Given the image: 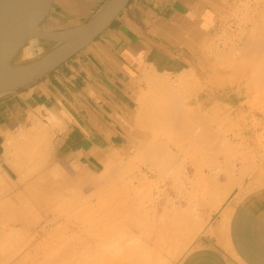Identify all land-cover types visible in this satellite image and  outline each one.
Here are the masks:
<instances>
[{"label":"crops","instance_id":"0c3cea01","mask_svg":"<svg viewBox=\"0 0 264 264\" xmlns=\"http://www.w3.org/2000/svg\"><path fill=\"white\" fill-rule=\"evenodd\" d=\"M105 1L54 0L46 27L53 30L81 23ZM232 1L131 0L110 26L78 54L34 83L0 96V166L6 165L7 148L17 143H24L38 160L46 151V165L74 164L97 173L118 164L116 161L135 146L140 134L151 132L139 129L136 120L140 103L155 79L175 80L183 72L192 74L199 88L195 98L200 97L199 107L235 111L251 103L249 88L254 83L244 71L240 70L238 79L228 85L231 91L225 90L224 74L219 68L220 85L214 89L211 82L214 66L208 47L224 25ZM40 122L47 124L54 135L50 145L47 142L42 146V152L37 140H44L47 134ZM23 135L38 139H26V143ZM248 144V177L239 174L231 183V193L242 188L240 196L211 212L178 264H264V140H250ZM18 171L16 180L22 175ZM13 213L8 211L11 222L1 227L0 256L13 241L29 237L22 252L32 245V220L18 222L12 218ZM15 223H21L24 231L17 236L9 231ZM29 256L31 253L20 261ZM10 261L16 260L0 257V264H12Z\"/></svg>","mask_w":264,"mask_h":264},{"label":"rangeland","instance_id":"374dc122","mask_svg":"<svg viewBox=\"0 0 264 264\" xmlns=\"http://www.w3.org/2000/svg\"><path fill=\"white\" fill-rule=\"evenodd\" d=\"M263 22L264 0H233L231 8L225 12L224 25L208 47L214 66L212 70L214 75L211 81L214 89L222 81L221 78L218 79L217 77V68H219V73L223 72L224 74L226 91L232 90V86L228 85L232 84L236 78L238 79L240 70L244 71V76L252 78L254 85L249 88L253 96L252 102H246L247 105L235 111H224L219 108L210 109L206 105L199 107L201 101L200 97L198 98L199 100L195 99L196 93L191 95L185 94L182 89L174 86L177 85L175 83L176 80L162 79L170 85L171 89L174 88V91L169 88L173 96L176 93L175 88L177 87V103H172L176 98L173 97L171 99L172 95H169L168 89L163 90L165 92L162 94V90H158V86L156 87L157 89L153 88L155 87L154 84H156L153 83V86L151 85L152 89L149 88L147 90L146 99L140 103L136 120L139 129L151 132L140 134L135 146L120 161H116L118 164L109 165L101 172L92 173L86 167L74 164L64 165L63 167L46 165L44 164L46 151H43L42 160H38L33 157L29 150L23 149L24 143H17L16 146L8 148L4 160L6 165L0 166V189L2 190H0V231L2 230L1 227L10 221L8 211H23L25 216H30L34 219L32 221L33 235H31L32 245L27 250L21 251L23 243L27 238L25 237L24 240L13 241L8 247H4L5 253L0 257L4 259L13 258L16 261H10L12 264H46L50 257L57 258L59 256L57 255L59 251L55 253V248L60 246V242L72 241L76 245V250L80 251L81 256L80 260L74 262L107 264L103 260L96 259L100 258L98 255L86 256L85 252L88 251V248L79 243V239L83 240L85 237L84 232L92 230L91 224L105 219L113 222L109 223L111 225H108V227H112L110 230L120 235L111 237L105 243L97 246L98 248L110 250L114 246L117 247L116 244L121 243L118 246H122L123 251L126 250L127 255L125 257L128 259L134 257V255L135 257L140 256L139 258L142 259L144 254L149 257L148 259L145 256L144 258H147L145 260H151L152 264H178L181 257L192 247L211 212L218 211L220 207L228 204L234 196L236 198L240 196L242 188L231 193L234 185L231 184V180L239 174L248 177L250 156L248 143L250 140L254 141L255 139L257 141L264 140V78L262 79L264 77V56L262 55L259 58L255 52V49L257 51V42L261 41L258 45H260L261 54H264L262 46L264 44ZM249 43H252L251 46ZM253 45L256 46L254 47ZM255 74L256 76H254ZM166 93L168 97L170 96V99L166 95L167 100L163 98L164 96L162 95ZM149 99H151L150 102H148ZM171 100L173 101L171 102ZM159 101L160 103H158ZM178 103H180L179 106ZM154 105L159 111L153 108ZM172 105H175V107L172 108ZM144 106H146L145 110L143 109ZM165 106L169 110H174L175 116L177 113L176 108H178L179 113H182L180 111L183 109L187 110H183L186 113L188 110L189 112L192 111V113L195 112L196 114L192 115L190 113L189 115L197 118L194 121L197 122L196 124H199L198 122L201 121L199 126L200 128L202 126L204 128L200 129L194 123L198 127H195L197 130L193 129V120L189 119L191 116L182 113L183 116L180 117L179 114L174 118L172 111L170 112L172 116L167 114L169 111H166L168 109ZM149 109L150 113H147ZM154 110H156V113ZM160 114L161 118H158ZM165 114L170 115L171 118L169 116L166 117ZM148 116H153L156 122ZM178 116L180 118L187 116L192 122L185 117L186 121L183 118L179 119ZM175 120L176 125L180 124L179 122L181 121V124L184 127L186 124L187 127H183V129L181 125H178L181 128L177 127L173 124ZM188 121L191 126L193 125L192 129ZM202 121L205 125H203ZM40 124L47 130V136L43 140L46 141H40L38 146H44L48 140H50V145L54 135L49 133L51 129L47 124L41 122ZM50 126L53 127L54 124ZM205 126H209V128L207 127L208 130L212 128L209 131L213 134L210 132L206 133L207 129L205 130ZM188 127L189 131H186ZM214 128L220 131L217 129L215 131ZM198 129L201 131L198 134L200 137L196 135L199 132ZM255 129L263 130V133H250V130ZM177 131L179 132L177 133ZM203 131H205V134ZM189 132L191 136H189ZM193 132L197 133L194 134ZM202 132L203 134L201 135ZM175 134H177V138ZM207 134H210V136H207ZM203 136L206 139H202L204 142L202 141L203 143L200 144L201 137ZM193 138L197 139L194 140L195 143L192 142ZM202 147L204 148L202 149ZM169 148H173L172 154L174 157L170 153L171 155H166L165 159L172 158L173 161L170 164L161 157L163 156L162 154H160L161 156L158 154V152L165 153L164 149L168 151ZM13 149H15L14 152ZM153 149H155V152ZM17 151L20 152L18 153ZM156 153L157 156H153ZM251 153L254 159L255 150L251 151ZM154 157L158 160L161 157L160 162L157 159H153ZM22 158L23 160H21ZM150 159L151 163L154 162L153 164L155 165V168L152 167L153 164L151 165L154 175L146 173L144 168L146 163L147 165L151 164L148 162ZM155 161L159 163L157 164ZM17 170H20L22 173L19 176V180L25 178V181H15ZM132 178L146 179L148 184L139 185L133 189L128 186V181ZM41 179H44V181L40 183L39 180ZM172 225L176 228L180 225L181 236H184L181 237V242L177 244L168 235V232H170L168 227H172ZM185 225L187 228L188 225H192L193 227H189L191 229L188 230L184 227ZM21 227V223H15L9 231H11L12 235L17 236L19 233L24 232ZM183 227L189 231L190 235H187V230ZM66 228H68V231L73 230L81 234L82 237L66 239ZM165 229H168V231L165 232ZM164 232L167 233L166 236H164ZM160 233L163 234L162 238H159L161 236ZM157 236L159 238L158 241ZM160 239L163 241L161 242ZM156 243L158 245L164 244L160 245L162 246L160 248L163 250H159ZM61 246L63 247V245ZM167 246L170 247L168 248L169 251H167ZM72 248L74 249V247ZM127 250H130L131 254ZM134 251L137 253L132 254ZM28 253L33 254V259L35 255L40 256L42 253H44V257H39V260H36L37 258L35 257L34 261H32L33 259L31 260V256H29L27 260L20 261ZM46 256L47 258L49 256V258L47 259ZM43 259L44 261H42Z\"/></svg>","mask_w":264,"mask_h":264},{"label":"water","instance_id":"95a60500","mask_svg":"<svg viewBox=\"0 0 264 264\" xmlns=\"http://www.w3.org/2000/svg\"><path fill=\"white\" fill-rule=\"evenodd\" d=\"M131 0H106L87 20L59 29L46 27L54 0H0V96L50 74L99 37ZM38 41L44 50L17 62Z\"/></svg>","mask_w":264,"mask_h":264},{"label":"bare ground","instance_id":"6f19581e","mask_svg":"<svg viewBox=\"0 0 264 264\" xmlns=\"http://www.w3.org/2000/svg\"><path fill=\"white\" fill-rule=\"evenodd\" d=\"M263 26H264V22H263ZM258 29V28H257ZM263 30V29H262ZM256 41V40H255ZM263 41V40H262ZM261 42V41H260ZM259 41L257 42L258 44L260 43ZM252 44V43H251ZM251 44L249 43V45L251 46ZM254 44V43H253ZM256 44V43H255ZM257 44V51H256V49H255V52H256V55L260 58L262 55L264 56V54H261V52H260V50H261V48H260V45H258ZM254 46V45H253ZM256 46V45H255ZM254 46V47H255ZM262 46H263V48H264V44H262ZM253 47V48H254ZM253 48H252V50H253ZM44 50V48H43V46H40V44L38 43V41H35V43H34V41L32 40V41H30L22 50H21V53H20V56H19V58L17 59V62H22L23 60H27V59H30V58H33V57H35L36 55H38V54H40L42 51ZM263 50V49H262ZM263 52V51H262ZM256 56V57H257ZM253 66H255V65H253ZM190 71V70H189ZM187 72V71H186ZM191 72V71H190ZM258 72V71H257ZM262 72V71H261ZM263 72H264V70H263ZM262 72V73H263ZM258 74V73H257ZM262 75V74H261ZM254 76H256V74L254 75ZM253 76V77H254ZM260 76V75H259ZM259 76H258V78H259ZM167 77V76H166ZM177 77H178V75H177ZM150 79H151V77H149ZM148 78V83L150 82L149 79ZM264 77H262V79H263ZM156 81L154 82L152 79H151V81H153V82H151V84L150 85H152L153 83H156V84H154V86L155 87H153V88H155V89H157L156 87L158 86V90H162V94L165 92V91H163V90H167L168 92H169V95L171 96L172 95V93H171V90H173L174 88H173V85L171 84V86H172V88L173 89H171V87H170V85L168 84V83H166L165 82V80L163 81L162 79V81L161 80H158V79H155ZM176 80V84L177 85H174V86H177L178 87V89L180 88V89H182V91L186 94V93H188V94H195L197 91H198V85H197V82L195 81V79L193 78V76H192V74H190V73H182V75H180L177 79H175ZM253 80H255L256 81V79H254L253 78ZM159 81H161V82H159ZM260 81H261V79H260ZM263 82V81H262ZM172 83V82H171ZM255 83H257V82H255ZM168 84V85H167ZM250 84V83H249ZM150 85H149V87L148 88H150V89H152V86L150 87ZM169 86V87H168ZM177 87L175 88V91H176V93H174V96L172 95L171 96V99L174 97V98H176L175 99V101H173V100H171V102L174 104V102H176L178 99H177V95L176 94H178L177 93ZM171 90H170V89ZM170 90V91H169ZM166 91V92H167ZM174 91V90H173ZM172 91V92H173ZM171 93V94H170ZM161 94V95H162ZM165 95L167 96V93L166 94H164V95H162V96H164L163 98L165 99V100H167V97H165ZM169 96V97H170ZM176 96V97H175ZM168 97V98H169ZM151 98V97H150ZM145 99H146V97H145ZM147 99H148V97H147ZM154 99H155V97H154ZM160 99V98H159ZM162 99V98H161ZM163 99V100H164ZM170 99V98H169ZM157 100V99H156ZM155 100V101H156ZM151 101V99H149L148 100V102H150ZM170 101V100H169ZM169 101H167L168 103H169ZM181 101V100H180ZM179 101V102H180ZM167 102H165L167 105H168V103ZM158 103H160V101L158 102ZM177 103V102H176ZM143 104V103H142ZM146 104H147V102H146ZM146 104H144V105H146ZM157 104V103H156ZM161 104H162V102H161ZM165 104V105H166ZM179 104L180 103H178V106H179ZM160 105V104H159ZM163 105V104H162ZM169 105H171L170 103H169ZM168 105V106H169ZM146 106H144V110L146 109L145 108ZM158 107V106H157ZM165 107H167V106H165ZM173 107H175V105H172V108ZM217 107V106H216ZM218 107H219V105H218ZM153 108H156L155 107V105H154V107ZM164 108V107H163ZM162 108V109H163ZM169 108H171V107H169ZM151 109V108H150ZM150 109H149V111L147 112V113H150ZM157 109V108H156ZM161 109V110H162ZM166 109V108H165ZM165 109H164V113L166 112V111H169V113L167 112V114H170V112L172 111V110H169L168 109V107H167V109L168 110H166L165 111ZM217 109V108H216ZM220 109V108H219ZM218 109V110H219ZM144 110H141V111H144ZM176 110H177V113H176V116L177 115H179L180 114V117L181 116H183V114L185 113L186 115H189L190 113L193 115L194 113H192V111L191 112H189V110H188V112L186 113V112H183V110L182 111H180V112H182V113H179L178 112V108H176ZM175 110V111H176ZM155 111V113H156V110H154ZM157 111H159V109H157ZM174 111V110H173ZM172 111V112H173ZM184 111H187L186 109L184 110ZM145 112V111H144ZM161 112V111H160ZM142 113V112H141ZM174 113V112H173ZM167 114H165L166 115V117L167 116H169L170 118H171V116H172V114H170V115H167ZM184 114V115H185ZM196 114V113H195ZM143 115V114H142ZM164 115V114H163ZM192 115H189V116H191V118L189 117V119L190 120H193V122L192 121H190L189 119H188V117L187 116H184L185 118H187V120H189L190 122H192V124H196L197 122H194L195 121V118L194 117H192ZM203 115V114H202ZM154 116V115H153ZM153 116H148V117H151V119L153 120L154 118H153ZM156 116V115H155ZM174 118L176 117L175 116V113H174ZM197 116V115H196ZM199 116V115H198ZM165 117V116H164ZM168 117V118H169ZM179 117V116H178ZM179 117V119H184V121H186V119L184 118V117H182V118H180ZM158 118H161V114H160V116L158 117ZM162 118H163V116H162ZM168 118H167V120H168ZM194 118V119H193ZM203 118V117H202ZM157 119V118H156ZM177 119V118H176ZM197 119V118H196ZM199 119H200V117H199ZM166 120V119H165ZM206 120V119H205ZM211 120V119H210ZM210 120H209V123H210ZM213 120V119H212ZM217 120V119H216ZM151 121V120H150ZM154 121H155V119H154ZM158 121V120H157ZM178 121V120H177ZM189 121H188V124H190L189 123ZM196 121H198V120H196ZM156 122V121H155ZM154 122V123H155ZM165 122V121H164ZM169 122H170V120H169ZM201 122V121H200ZM200 122H198L199 124H200ZM203 122V121H202ZM39 123V122H38ZM176 123V120L174 121V123L173 124H175ZM180 124H178V122H177V124L180 126H182V129H183V125L181 124V121L179 122ZM183 123V122H182ZM187 123V122H186ZM204 123V122H203ZM37 124V123H36ZM151 124H152V121H151ZM185 124V123H184ZM195 124H194V128L191 126V124L189 125L190 126V128L192 129H196L195 127H198L199 126V124H196V125H198V126H195ZM176 125V124H175ZM178 125H176L177 127H179ZM203 125H205V123L203 124ZM40 126V125H39ZM152 126V125H151ZM174 126V125H173ZM175 126V127H176ZM32 127V126H31ZM33 127H34V125H33ZM185 127H187V125L185 124ZM184 127V128H185ZM203 127V126H202ZM200 128V126H199V128L200 129H203V128ZM208 128H209V126H207ZM206 126H205V130H206V133L208 132H210L211 130H212V128H211V130L209 131L208 130V128H207ZM179 128H181V127H179ZM35 129V128H34ZM34 129H33V133L35 134V132H34ZM41 129V128H40ZM39 129V130H40ZM43 129L45 130V127H43ZM178 129V128H177ZM215 129V131H217V130H219V129H217V128H214ZM217 129V130H216ZM38 130V128H36V131ZM181 130V129H180ZM197 130V129H196ZM199 130V129H198ZM27 131H28V129H27ZM47 131V130H46ZM186 131H189V127H188V129H186ZM185 131V132H186ZM191 131H193V130H191ZM220 131V130H219ZM41 132V131H40ZM39 132V133H40ZM179 131H177V133H178ZM200 130H199V132L197 133V132H195V133H197L196 135H198V134H200ZM204 132V134H205V131H203ZM203 132L201 133V135L203 134ZM29 133H30V130H29ZM38 133V132H37ZM194 133V132H193ZM194 133V134H195ZM210 133H212V132H210ZM216 133H218V132H216ZM22 134H24V133H22ZM26 134V133H25ZM24 134V135H25ZM41 134V133H40ZM45 134V133H44ZM183 134V133H182ZM213 134V133H212ZM23 135V136H24ZM176 135V138H177V134H175ZM185 135V134H184ZM195 135V136H196ZM210 136V134H207V136ZM215 135V134H214ZM22 136V137H23ZM35 136V135H34ZM38 136H40V135H38ZM180 136H181V134H180ZM187 136V135H186ZM189 136H191L190 135V132H189ZM188 136V137H189ZM205 136V135H204ZM201 137V142H200V140H198L199 142H200V144L201 143H203L204 141L202 140V139H206L205 137ZM206 136V137H207ZM20 137V136H19ZM36 137V136H35ZM34 137V138H35ZM41 137V136H40ZM45 137H46V135H45ZM197 137H200L199 135L197 136ZM196 137V138H197ZM212 137V136H211ZM24 138H25V140L27 139H29V141L30 140H32V139H30V137L28 138H26L25 136H24ZM179 138V137H178ZM186 138V137H185ZM38 139V138H37ZM37 139H33V140H37ZM40 139H42V141H43V138H40ZM50 139V138H49ZM180 139V138H179ZM187 139V138H186ZM189 139V138H188ZM200 139V138H199ZM212 139V138H211ZM26 140V141H27ZM32 140V141H33ZM175 140V139H174ZM185 140V139H184ZM194 140H197V139H192V142H194L195 143V141ZM214 140H216V139H214ZM34 141V142H35ZM39 141V139L37 140V146H38V142ZM41 141V140H40ZM46 141V140H45ZM45 141H43V142H45ZM49 141L50 140H48V143H49ZM179 141V140H178ZM185 141H187V140H185ZM185 141H183V142H185ZM189 141V140H188ZM198 141H196V142H198ZM203 141V142H202ZM210 141V140H209ZM33 142V143H34ZM42 142V143H43ZM199 142H198V144H199ZM213 142V141H212ZM15 143V142H14ZM26 143H28V141L26 142ZM33 143H31L32 145H33ZM41 143V144H42ZM180 143V142H179ZM191 143V142H190ZM189 144V143H188ZM206 144V143H205ZM222 144V143H221ZM13 145V144H12ZM213 145V144H212ZM10 146H11V144H10ZM14 146H16V144H14ZM13 146V147H14ZM19 146V145H18ZM29 146V145H28ZM37 146H36V149H37ZM40 146V145H39ZM43 146V145H42ZM177 146V145H176ZM175 146V147H176ZM180 146V145H179ZM188 146V145H187ZM186 146V147H187ZM204 146V145H203ZM6 147V146H5ZM198 147V146H197ZM196 147V148H197ZM21 148V147H20ZM26 148V147H25ZM25 148H23V149H25ZM31 148V147H30ZM42 147H40V149H41ZM44 148V147H43ZM176 148H178V147H176ZM195 148V147H194ZM201 148V147H200ZM204 147H202V149H203ZM219 148H220V146H219ZM6 149V148H5ZM8 149V148H7ZM23 149H21V150H23ZM39 149V148H38ZM188 149V148H187ZM190 149V148H189ZM192 149H193V147H192ZM218 149V148H217ZM14 150L15 149H13V152H14ZM17 150V149H16ZM28 150H30V149H28ZM34 150H35V147H34ZM33 150V151H34ZM155 149H153V151H154ZM166 150H167V148H166ZM165 149H164V151H165V153L163 152H158L157 150V152H158V154H159V156H161L160 154H162L163 156H161L162 158H164L165 159V157H166V155L167 156H169V154L171 153H173V148H169L168 149V151H166ZM214 150V149H213ZM220 150H221V148H220ZM25 151V150H24ZM36 151V150H35ZM37 151H39V150H37ZM43 151V149H41V152ZM218 151V150H217ZM12 152V151H11ZM18 152V151H17ZM20 152V151H19ZM18 152V153H19ZM22 152V151H21ZM29 152V151H28ZM27 152V153H28ZM155 152V151H154ZM201 153H202V151H200ZM199 152V153H200ZM44 153V152H43ZM32 154H34V153H32ZM47 154V153H46ZM152 154H153V152H152ZM170 154V155H171ZM175 154V153H174ZM216 154H219V153H216ZM10 156H11V154H9ZM35 155H36V152H35ZM37 155H38V153H37ZM146 155V154H145ZM173 155V154H172ZM201 155H204V154H201ZM227 155V154H226ZM15 156V155H14ZM43 156V155H42ZM47 156V155H46ZM153 156H157V153L156 154H154ZM197 156V155H196ZM37 157V156H36ZM45 157V156H44ZM160 157V158H161ZM173 157H174V155H173ZM202 157H205V156H202ZM226 157V156H225ZM6 158V157H5ZM23 158H25V157H23ZM23 158L21 159V160H23ZM145 158V157H144ZM160 158H159V160H160ZM167 158H169V157H167ZM176 158V157H175ZM38 159V158H37ZM40 159V158H39ZM147 159H149V158H147ZM153 159H155V157L153 158ZM157 159V158H156ZM155 159V160H156ZM15 160V159H14ZM19 160V159H18ZM42 160V159H41ZM158 160V159H157ZM158 160V161H159ZM169 160V161H168ZM165 159V161H167V163L169 162V164H170V162L171 161H173V159L172 158H170V159ZM10 161V160H9ZM153 161V160H152ZM163 161V160H162ZM37 162V161H36ZM148 162H150L151 163V159H150V161H148ZM157 161H155V163H156ZM160 162V161H159ZM159 162H157V164L159 163ZM25 163V162H24ZM40 163V162H39ZM154 162H152L150 165L148 164L147 165V163H146V165L144 166V168H145V170H146V173H149L150 175H154V172H153V168L152 167H154L155 168V165L153 164ZM162 163V162H161ZM20 164V163H19ZM153 164V166L151 167V165ZM166 164V163H165ZM36 165V164H35ZM17 166V165H16ZM23 166V165H22ZM27 166V165H26ZM30 166V165H29ZM24 167V166H23ZM143 168V169H144ZM21 169V168H20ZM25 169H27L26 167H25ZM38 169V168H37ZM142 169V168H141ZM23 170V169H22ZM39 170V169H38ZM20 171V170H19ZM18 171V172H19ZM29 171V170H28ZM142 172V171H141ZM21 173V172H20ZM19 173V174H20ZM29 173V172H28ZM27 173V174H28ZM143 173V172H142ZM71 174V173H70ZM140 174V173H139ZM31 175V174H30ZM230 176H231V174H230ZM229 176V177H230ZM25 177V176H24ZM228 177V178H229ZM232 177V176H231ZM135 178V177H134ZM134 178H132V179H130L129 181H128V186L129 187H132L133 189L134 188H136L137 186H139V185H144V184H148L147 183V181H146V179H143L142 178V180L141 179H134ZM147 178V177H146ZM227 178V179H228ZM18 179V178H17ZM75 179V178H74ZM90 179V178H89ZM232 179V178H231ZM105 180V179H104ZM136 180V181H135ZM230 180V179H229ZM233 180V179H232ZM232 180H231V182H232ZM16 181H21V182H23L24 181V179L23 180H16ZM100 181H101V179H100ZM76 182V181H75ZM229 182V181H228ZM230 182V183H231ZM3 183V182H2ZM17 183V182H16ZM85 183H87L86 181H85ZM92 183V182H91ZM95 183V182H94ZM135 183H137L136 185H135ZM21 184V183H20ZM93 184V183H92ZM92 186V185H91ZM15 187H16V185H15ZM4 188V187H3ZM1 190V189H0ZM5 190V189H4ZM2 191V190H1ZM167 200V199H166ZM160 202V201H159ZM154 204V203H153ZM160 206V205H159ZM154 207V206H153ZM155 210V209H154ZM14 215H12V218L14 219V220H16V221H21V222H27L28 223V221H30V220H34L33 219V217H30V216H25L24 215V212H20V211H16L15 213H13ZM11 217V216H10ZM28 217V218H27ZM31 218V219H30ZM28 219V220H27ZM109 223H113V222H111V221H109V220H105V219H103V220H100V221H96V222H94L93 224H91V226L90 227H93L92 228V230L91 231H85L84 233H85V237H84V239L82 240V239H79V243H82L84 246H86L87 248H88V251L87 252H85V254H87L86 256H88V257H90V256H92L93 254H95V255H98V256H100V258H96V259H99V260H103V261H105V263H107V264H152V262H151V260H145V259H149V257L148 256H146V255H144L143 254V256L145 257H147V258H139L138 256H136L135 257V255H134V257H131L130 259H128V258H126L125 256L127 255V252H126V250L125 251H123V248H121L122 246H118L119 244H121V243H118V244H116V246L117 247H112V249H110V250H103V249H101V248H98L97 246H99V245H101V244H103V243H105L106 242V240H108V239H110L111 237H117V236H119L120 234L118 233V234H116L113 230H110V228H112V227H108V225H111V224H109ZM166 223V222H165ZM164 223V225H166ZM94 225V226H93ZM168 225V224H167ZM170 225V224H169ZM192 225H193V223H192ZM190 226V225H188V228L186 227V225L184 226V227H186L188 230H190L189 229V227H193V226ZM194 225H196V224H194ZM162 226V228L164 227L163 226V224L161 225ZM171 226V225H170ZM168 227L169 228V230H170V232H168V235H169V238L171 239V238H173V240L172 241H174L175 242V244H177L178 242H181L180 240H181V237H184V236H181L182 235V233L180 232V225L178 226V228H176L175 226H173L172 225V227ZM183 227V228H184ZM161 228V229H162ZM166 228H167V226H166ZM76 229V228H75ZM91 229V228H90ZM185 229V228H184ZM183 229V230H184ZM187 229H185V230H187ZM13 230H14V228H13ZM187 230V233L189 232ZM71 231V232H70ZM70 231H68V228H66V236H65V238L66 239H68V238H73V237H78V238H80V237H82V235L81 234H78V233H76L75 231H73V230H70ZM166 231H168V229L166 230L165 229V232ZM182 231V230H181ZM161 232V231H160ZM164 232V236H166V234L167 233H165ZM183 232H185V231H183ZM186 233V232H185ZM190 233H192V232H190ZM161 234V236H159V238H162V233H160ZM159 235V234H158ZM187 235H190L189 233L187 234ZM187 237V236H186ZM158 236H157V241H158ZM184 239V238H183ZM164 240H165V237H164ZM156 241V242H157ZM160 241H161V239H160ZM163 241V240H162ZM161 241V242H162ZM160 243V242H159ZM164 243H166L165 241H164ZM174 244V243H173ZM61 245H63V247L61 246ZM156 245L159 247L158 249L159 250H163V249H161L162 248V246H160V245H164V244H159L158 245V243H156ZM166 245V244H165ZM66 246V247H65ZM75 244L72 242V241H67V242H65V241H63V242H60V246L59 247H57V248H55L56 249V251H55V253H57L58 251V253H57V255H59L57 258H53V257H50L49 258V256H48V258H49V260H47V263L46 264H89V263H86V262H74V261H76V260H80L81 259V256H80V251H78V250H76V248H75ZM170 246V245H169ZM72 247H74V249L72 248ZM161 247V248H160ZM175 247V246H174ZM98 248V249H97ZM119 248H121V249H119ZM168 248H170V247H168L167 246V249ZM172 248V247H171ZM166 249V248H165ZM164 249V250H165ZM128 251V250H127ZM130 251V250H129ZM128 251V252H129ZM140 251V250H139ZM138 251V252H139ZM166 251V250H165ZM167 251H169V249L167 250ZM166 251V252H167ZM133 252V251H132ZM141 252V251H140ZM137 253V252H136ZM135 253V251H134V253H132V254H136ZM129 254H131V251L129 252ZM35 257L37 258L36 260H39L38 258L39 257H44V253H42L40 256L39 255H35L34 256V259H35ZM123 257H125V259H123ZM46 258H47V256H46ZM47 258V259H48ZM33 259V254L31 255V260ZM34 259L32 260V261H34ZM45 259V258H44ZM44 259L42 260V261H44ZM35 260V262H37ZM46 260V259H45ZM155 260V259H154ZM146 261H148V262H146ZM157 261V260H156ZM39 262V261H38ZM46 262V261H45ZM151 262V263H150ZM31 263V262H30ZM32 263H34V262H32ZM43 263V262H42ZM160 263V262H159ZM18 264H20V263H18ZM22 264V263H21ZM35 264V263H34ZM43 264H45V263H43Z\"/></svg>","mask_w":264,"mask_h":264},{"label":"clouds","instance_id":"9594fccd","mask_svg":"<svg viewBox=\"0 0 264 264\" xmlns=\"http://www.w3.org/2000/svg\"><path fill=\"white\" fill-rule=\"evenodd\" d=\"M34 43H35V41H34Z\"/></svg>","mask_w":264,"mask_h":264}]
</instances>
